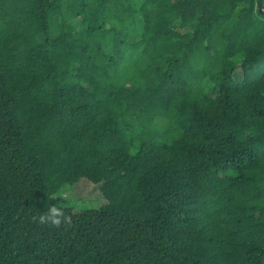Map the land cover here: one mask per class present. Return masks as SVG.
Masks as SVG:
<instances>
[{
	"label": "trees",
	"instance_id": "obj_1",
	"mask_svg": "<svg viewBox=\"0 0 264 264\" xmlns=\"http://www.w3.org/2000/svg\"><path fill=\"white\" fill-rule=\"evenodd\" d=\"M0 264H264V0H0Z\"/></svg>",
	"mask_w": 264,
	"mask_h": 264
},
{
	"label": "rangeland",
	"instance_id": "obj_2",
	"mask_svg": "<svg viewBox=\"0 0 264 264\" xmlns=\"http://www.w3.org/2000/svg\"><path fill=\"white\" fill-rule=\"evenodd\" d=\"M235 73L236 78H240V71ZM211 94L216 92V88L209 91ZM76 187V188H75ZM67 197L66 202L74 207V211L79 209L95 208L104 202L97 186H93L85 181L81 182L79 186L66 187L62 193Z\"/></svg>",
	"mask_w": 264,
	"mask_h": 264
},
{
	"label": "clouds",
	"instance_id": "obj_3",
	"mask_svg": "<svg viewBox=\"0 0 264 264\" xmlns=\"http://www.w3.org/2000/svg\"><path fill=\"white\" fill-rule=\"evenodd\" d=\"M71 221V217L65 214L62 207L57 206L55 203H49L46 210L38 217V222L41 224L50 223L56 226H60L62 223Z\"/></svg>",
	"mask_w": 264,
	"mask_h": 264
},
{
	"label": "water",
	"instance_id": "obj_4",
	"mask_svg": "<svg viewBox=\"0 0 264 264\" xmlns=\"http://www.w3.org/2000/svg\"><path fill=\"white\" fill-rule=\"evenodd\" d=\"M260 9L262 10V8L260 7Z\"/></svg>",
	"mask_w": 264,
	"mask_h": 264
}]
</instances>
